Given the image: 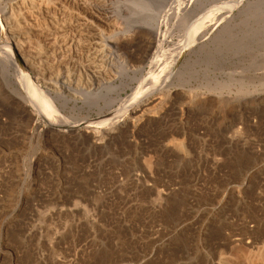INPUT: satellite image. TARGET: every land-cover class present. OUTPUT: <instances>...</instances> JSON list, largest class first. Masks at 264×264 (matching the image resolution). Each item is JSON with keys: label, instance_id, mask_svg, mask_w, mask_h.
Segmentation results:
<instances>
[{"label": "rangeland", "instance_id": "obj_1", "mask_svg": "<svg viewBox=\"0 0 264 264\" xmlns=\"http://www.w3.org/2000/svg\"><path fill=\"white\" fill-rule=\"evenodd\" d=\"M104 1L105 9L92 2L84 10L105 26L124 27L129 8L148 21L136 19L126 32L128 50L112 58L127 68L108 69L117 73L99 108L69 103L49 120L27 116L21 91L0 69V264L235 256L264 236V0L253 18L238 14L223 39L204 17L232 0ZM199 22L206 32L186 46ZM152 35L160 43L151 50ZM146 94L155 98L152 111L132 123V100ZM63 121L97 127L52 128Z\"/></svg>", "mask_w": 264, "mask_h": 264}, {"label": "bare ground", "instance_id": "obj_2", "mask_svg": "<svg viewBox=\"0 0 264 264\" xmlns=\"http://www.w3.org/2000/svg\"><path fill=\"white\" fill-rule=\"evenodd\" d=\"M214 1L215 0H191V4L201 5L206 2L212 3ZM257 1L258 2L253 1L254 3L251 2L250 4H248L249 0H232L221 2L220 4L217 2L218 4L215 3L216 5L214 4V6L210 7L211 9L206 12L207 14L204 17V22L213 21V29L217 30L216 34L222 32L221 35L219 34L221 37L223 33L227 32L229 27L231 30L230 23L236 16L238 17V14L242 15L248 12L252 15L253 8L257 7L256 9H258L261 6L258 3H261L259 1L262 0ZM92 2L97 3L99 7L104 9L108 6L104 0H0V69L6 77L15 84L13 92H19L17 89L21 91V98L20 96L19 98L22 99L21 103L23 108L28 110L27 113L29 115L27 114V116L35 117V115H40L49 120V114L58 112L60 108H65L69 103L73 104L79 111L83 110L85 107L99 108V102L110 95V86L115 79V73H117V71H113L107 74L108 69L112 68L117 70L121 69L123 66H127L122 60H117L118 63L116 64L113 58L115 56L118 57L117 55L119 54H117V52L119 50H128L124 40L125 37L132 36V34L130 35L126 32L129 30L132 32L131 28L137 26V22L135 26L133 22L137 19L141 20L143 24V22L148 21L147 18L136 15L133 13L132 9L129 8L128 11L122 13L123 15L125 14L124 18L122 17L124 19V27L114 26L113 24L105 26L90 17L84 10L85 5L87 6ZM115 9L118 10L114 8V10L111 9V11H115ZM134 9H136V7ZM235 9H237L238 12L236 15H233ZM136 10L139 11L138 9ZM178 10L182 12V8L179 7ZM188 10H190V7L184 8V11ZM249 11H251V13ZM262 12H264V10ZM255 13L258 15L257 10ZM253 16L254 15H252V18ZM119 17H121V15ZM262 18L259 20H262ZM123 23L120 26H123ZM206 27L207 25L205 26V24L200 22L191 26L186 35L185 45L192 46V44H196L199 39H196L199 29L200 32H202L203 30L205 31ZM150 28L152 27L150 26ZM202 28L203 30H201ZM232 28L234 29V26H232ZM251 28L254 30L253 27ZM138 31L139 29L137 32ZM147 31L145 32L147 33ZM263 31L264 30H262V32ZM151 32L153 31L151 30L150 33ZM146 33L144 35H146ZM138 34L141 35L140 32ZM154 35L156 34L154 33ZM154 35H152L153 40L150 39L152 41L149 45L150 49L154 47V43L155 46H158V43H160L157 38L155 39L156 36ZM212 39L213 38H211V40ZM184 51L183 49L180 56L177 57V62L181 59ZM165 79L166 80L163 81L166 82L167 78ZM143 96L144 95H137L132 100L133 103L136 104L135 107L131 109V115H133L131 118L132 123H135L139 116H144V114L152 111V106L149 105L155 99L153 98L154 96H149V94L145 95L146 98H143ZM157 103L159 104L160 101ZM130 104L131 103H125V106L123 105L122 108H126ZM125 112H127V110L122 112V114H125ZM71 124V122L68 123L63 121V124L56 126L52 125V128L56 127L55 130L61 132L75 133L81 130L86 131L87 127L93 129L97 127V123L91 121L77 122L74 123V125ZM91 133L93 132L91 131ZM173 139L170 140V143L172 142V145H176L179 151L185 152V145L183 142H175ZM239 239L241 240V238ZM245 243L246 249L243 248V250L235 252L237 253L235 256H232L230 253H221L220 251L222 250H220L218 253L213 254H204L200 256L198 254L197 258L191 262L186 260L178 261L179 259H175L173 255H171V257L166 256V258L168 257L167 259L171 261V264H264V236H253ZM113 261L115 264H160L156 261V263H151V261H147L144 258L138 260V258L133 259L132 257H125L121 254L120 256L114 257Z\"/></svg>", "mask_w": 264, "mask_h": 264}]
</instances>
